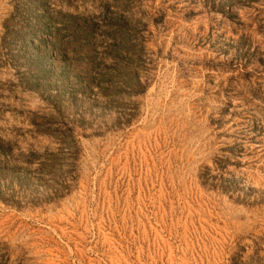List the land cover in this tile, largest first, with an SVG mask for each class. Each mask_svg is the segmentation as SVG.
<instances>
[{"label": "rangeland", "instance_id": "374dc122", "mask_svg": "<svg viewBox=\"0 0 264 264\" xmlns=\"http://www.w3.org/2000/svg\"><path fill=\"white\" fill-rule=\"evenodd\" d=\"M0 264H264V0H0Z\"/></svg>", "mask_w": 264, "mask_h": 264}]
</instances>
